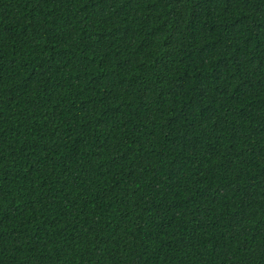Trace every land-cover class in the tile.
<instances>
[{"label":"trees","instance_id":"trees-1","mask_svg":"<svg viewBox=\"0 0 264 264\" xmlns=\"http://www.w3.org/2000/svg\"><path fill=\"white\" fill-rule=\"evenodd\" d=\"M0 264H264V0H0Z\"/></svg>","mask_w":264,"mask_h":264}]
</instances>
